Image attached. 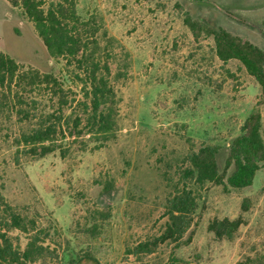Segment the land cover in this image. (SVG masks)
Instances as JSON below:
<instances>
[{
  "label": "rangeland",
  "instance_id": "374dc122",
  "mask_svg": "<svg viewBox=\"0 0 264 264\" xmlns=\"http://www.w3.org/2000/svg\"><path fill=\"white\" fill-rule=\"evenodd\" d=\"M11 1L19 0H0V52L22 70L52 73L70 88V98L81 99L70 69L48 55ZM75 1L83 19L95 16L115 39L108 62L113 74H126L112 81L119 99L114 135L102 145L87 136L67 138L64 157L55 151L36 160L19 155L17 162L12 139L26 123L0 110V184L7 203L48 233L46 242L58 255L52 264H264V167L244 190L205 184L197 191L188 245H160L142 262L126 253L161 232L165 200L188 153L203 144L220 146L221 168L253 111L264 138L259 85L237 61L217 58L210 33L221 28L264 52V0ZM23 95H34L48 111L57 107L45 91ZM238 217L242 223L229 238L207 230L214 219ZM8 235L24 248L27 235Z\"/></svg>",
  "mask_w": 264,
  "mask_h": 264
},
{
  "label": "trees",
  "instance_id": "16d2710c",
  "mask_svg": "<svg viewBox=\"0 0 264 264\" xmlns=\"http://www.w3.org/2000/svg\"><path fill=\"white\" fill-rule=\"evenodd\" d=\"M11 5L18 6L33 24L48 55L64 61L70 69L69 80L81 93V99L70 98L71 90L64 87L60 78L50 72L22 70L12 57L0 52V110L6 109L17 116L19 123H26L12 139L16 161L19 155L36 160L55 151L64 157L68 152L64 142L67 138L75 141L87 136L98 145L108 141L115 132L119 103L112 81L126 75L122 70L113 74L108 62L114 56L115 39L107 36L95 16L83 19L77 13L75 0H19L11 1ZM210 33L217 58L222 63L237 61L257 82L264 101V52L221 28H212ZM42 91L56 98V108L48 111L33 95ZM25 92L33 96L26 99ZM71 103L72 109L68 108ZM65 109L70 111L65 113ZM220 151V146L203 144L185 156L186 166L177 181L181 186L174 185L165 200L166 220L161 232L137 242L126 250L128 255L142 262L160 245L169 244L173 249L188 245L197 224V191L205 184L221 186L226 192L244 190L253 184L256 173L264 167L260 114L253 111L245 118L240 133L228 146L221 168ZM2 189L0 184V264H52L58 255L56 248L46 242L48 233L36 229L34 220L16 212L5 200ZM241 207L246 211V201ZM241 223L240 217L214 219L207 230L217 238H229ZM11 230L27 235L23 249L11 240ZM92 230L94 227L86 229L90 233Z\"/></svg>",
  "mask_w": 264,
  "mask_h": 264
}]
</instances>
